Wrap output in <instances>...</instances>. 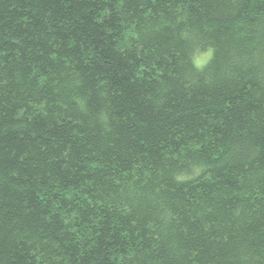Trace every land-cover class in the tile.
<instances>
[{"label": "trees", "instance_id": "obj_1", "mask_svg": "<svg viewBox=\"0 0 264 264\" xmlns=\"http://www.w3.org/2000/svg\"><path fill=\"white\" fill-rule=\"evenodd\" d=\"M0 264H264V0H0Z\"/></svg>", "mask_w": 264, "mask_h": 264}, {"label": "rangeland", "instance_id": "obj_2", "mask_svg": "<svg viewBox=\"0 0 264 264\" xmlns=\"http://www.w3.org/2000/svg\"><path fill=\"white\" fill-rule=\"evenodd\" d=\"M210 55H211V51H209V50H206V51H203V52H197L195 54L196 63L198 65L204 64L208 60Z\"/></svg>", "mask_w": 264, "mask_h": 264}]
</instances>
